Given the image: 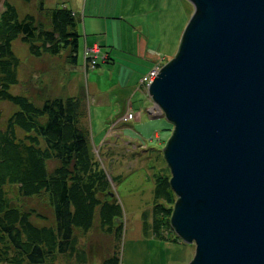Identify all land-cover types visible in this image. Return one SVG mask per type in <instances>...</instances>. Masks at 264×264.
Listing matches in <instances>:
<instances>
[{"label": "rangeland", "instance_id": "rangeland-1", "mask_svg": "<svg viewBox=\"0 0 264 264\" xmlns=\"http://www.w3.org/2000/svg\"><path fill=\"white\" fill-rule=\"evenodd\" d=\"M43 1L49 7L64 2L79 15L77 63L70 64L66 49L52 55L40 48L35 55L18 35L11 43L16 78L8 91L28 97L37 106L53 97L83 91L85 124L107 179L105 192L109 193L102 198L114 212L106 219L95 214L85 230L36 231L47 245L38 243L32 254L25 251L30 248L25 246V238L35 232L10 231V238L2 237L0 231V264H189L196 252V239L188 241L165 229L166 217L153 208L157 180L171 177L163 147L173 126L161 113L154 116L152 112H160L155 106L151 118L144 112L149 102L142 79L176 53L191 4L187 0ZM13 2L21 14H36L35 0ZM2 3L0 0V12ZM89 20L96 23L94 29L88 27ZM85 38L87 48H83ZM93 42L99 52L98 46L90 47ZM17 110L10 101L0 100V124ZM129 112L131 119L126 117ZM16 133L22 134L20 129ZM54 165V161L47 163L48 169ZM171 197L165 207L173 210L176 195ZM30 198L31 221L52 229L48 201ZM155 221L162 224L157 225L159 231H154ZM57 232L62 240L49 245L46 239Z\"/></svg>", "mask_w": 264, "mask_h": 264}, {"label": "water", "instance_id": "water-1", "mask_svg": "<svg viewBox=\"0 0 264 264\" xmlns=\"http://www.w3.org/2000/svg\"><path fill=\"white\" fill-rule=\"evenodd\" d=\"M174 56L146 84L173 129L170 226L189 264H264V0H187Z\"/></svg>", "mask_w": 264, "mask_h": 264}, {"label": "trees", "instance_id": "trees-1", "mask_svg": "<svg viewBox=\"0 0 264 264\" xmlns=\"http://www.w3.org/2000/svg\"><path fill=\"white\" fill-rule=\"evenodd\" d=\"M13 1L3 0L0 12V100H8L18 108L0 124L1 236L10 237V231H73L74 227L85 230L95 214L106 219L114 209L102 198L109 193L105 192L107 179L95 158L85 124L83 91L53 97L40 106L24 95H11L8 91L17 67L12 41L20 35L35 55L40 48L52 55L66 49L69 62L74 65L79 20L66 6H45L43 0H35L36 14H21ZM21 1L28 4L33 0ZM16 129L22 134H17ZM50 161L55 165L48 169ZM157 181L153 208L166 217L164 228L173 231L172 208L165 207L173 191L169 179ZM30 197L48 201L52 229L31 221L34 210L27 207ZM158 224L162 226L155 221L154 231H159Z\"/></svg>", "mask_w": 264, "mask_h": 264}, {"label": "bare ground", "instance_id": "bare-ground-1", "mask_svg": "<svg viewBox=\"0 0 264 264\" xmlns=\"http://www.w3.org/2000/svg\"><path fill=\"white\" fill-rule=\"evenodd\" d=\"M33 232H35V233H33V234H29V235H27L28 237L25 238V240L27 241V242H25V243H27L25 246H30V248L25 249V251H26L27 253H31V254H32L33 252H35V251L32 250V249H35L38 243H42V245H47L46 242H45V240L39 238V236H40L39 233H37L36 231H33ZM41 232H42V231H40V233H41ZM62 238H63V236H62L59 232H57V233L53 234V237H52V238H50V239L47 238L46 240H47V243H48L49 245H53V244L56 243V241L62 240ZM173 238H174V236H173V237H169V240H173ZM56 239H57V240H56ZM182 239H183V238H182ZM166 241L169 242V241H168V238H167ZM183 241H184V239H183ZM184 242H185V241H184ZM174 243H175V242H174Z\"/></svg>", "mask_w": 264, "mask_h": 264}, {"label": "crops", "instance_id": "crops-1", "mask_svg": "<svg viewBox=\"0 0 264 264\" xmlns=\"http://www.w3.org/2000/svg\"><path fill=\"white\" fill-rule=\"evenodd\" d=\"M61 1H68V0H61ZM68 3V2H67ZM65 3L64 2H62V4L60 5V6H66V5H64ZM67 8H69V9H71L72 10V8L71 7H69V6H66ZM74 13H75V16L78 18V20H80V18H79V15L77 14V12L76 11H74V10H72ZM79 25H80V21H79V24H78V30L80 31V29H79ZM87 25H88V27H90V28H95L96 27V23L94 22V21H87ZM98 46L95 42H93L91 45H90V47H92V46ZM89 46V44H88V39L87 38H85L84 39V47L83 48H87ZM98 52H99V46H98ZM144 76V75H143ZM142 76V77H143ZM147 98H148V96H147ZM148 102H149V104H148V106H147V108L146 109H144V112L147 114V116L149 117V118H151V116H150V114H151V110H153L152 108L154 107V104L150 101V99L148 98ZM152 113H155L156 115H154V116H158L157 115V113H159L160 114V112H152ZM138 114V113H137ZM161 115V114H160ZM160 117V116H159ZM159 117H155V118H159ZM125 118H123V120H124Z\"/></svg>", "mask_w": 264, "mask_h": 264}, {"label": "built area", "instance_id": "built-area-1", "mask_svg": "<svg viewBox=\"0 0 264 264\" xmlns=\"http://www.w3.org/2000/svg\"><path fill=\"white\" fill-rule=\"evenodd\" d=\"M93 49H94V51L96 50V48H93ZM95 52H97V50ZM156 73H157V69H153L146 76L143 77L142 82H144L146 84L149 83L154 78ZM146 84H144V86H146ZM126 117L128 119H131L132 118V114L129 112V113L126 114Z\"/></svg>", "mask_w": 264, "mask_h": 264}]
</instances>
